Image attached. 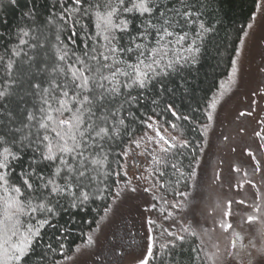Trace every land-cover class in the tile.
Instances as JSON below:
<instances>
[{
	"label": "snow or ice",
	"instance_id": "1",
	"mask_svg": "<svg viewBox=\"0 0 264 264\" xmlns=\"http://www.w3.org/2000/svg\"><path fill=\"white\" fill-rule=\"evenodd\" d=\"M178 2L181 7L187 6L186 0H178ZM61 8L62 12L58 19L63 24L57 25L56 43L51 44V54L46 56L42 69L47 73L48 79L44 83L37 81L31 85L35 89L33 95L38 97V103L25 111L21 127L14 130L21 133L20 140L17 141L13 137L11 141L13 144L19 143L21 151L25 147L36 145L33 151L39 153L40 162H47L53 169L51 174L46 177L38 173L32 168V165L37 164L38 161L33 159L29 165L32 170L25 171L22 168L19 180L15 184L10 183L9 173L6 170L12 166L13 161L19 162L21 157L7 146L9 144L7 137L0 134V149H2L0 150V192L3 193L0 195V264H22L33 240L40 235L41 228L49 222L45 216L43 219H37L35 224L30 222L25 224L21 221L22 216H28L29 220H32L35 219L33 214L36 213L55 214L54 208L49 206L52 197L71 198L72 207L85 204L93 194L97 199L104 198V193L108 189L107 186L101 187L104 182L100 177L107 178L110 173L105 170L108 156L103 152L104 144L100 141L117 139L121 136L125 122L122 118L117 120L116 117L124 104H119L115 110L111 108L112 101L123 95L121 90L144 89L156 77L175 71L178 65L183 67L189 63H195L197 53L200 51L195 39L185 47L188 32L178 34L174 31L180 26L179 21L174 19L177 16L183 18L189 27L192 26L191 12H181L180 7L160 10L159 16L155 17V23L152 19L158 6L154 4V0H105L104 3L98 0L95 2L94 0H68V3H61ZM168 12L173 15L169 16ZM129 13L147 17L146 20L141 21V25L138 26L139 31L135 35L129 32V20L120 18ZM83 16L93 20L95 35H89L87 26L83 27L85 38L92 43L85 44L82 53L77 54V50L70 48L69 45L77 43L75 38L79 36V33L76 29L81 27ZM54 23V19L48 20L49 25ZM69 29H71L70 38L65 42L61 39L60 33L68 32ZM208 31L209 29L201 23L196 37L202 41L203 34ZM117 33L124 35H117ZM150 33L155 34V46L146 43ZM125 35H127V44L123 43ZM25 37H29L28 31L22 32L19 45L28 43ZM33 39L36 38L33 37ZM47 39L45 37V40ZM36 47L45 48L46 44L40 42L33 45V48ZM20 54L15 49L12 52L14 57H19ZM124 54H134L135 61L132 63L125 61L122 59ZM240 54L237 50L236 56ZM32 59L33 57H28V61ZM0 62H3V71L7 76V86L0 89V100H4L11 94L10 88L16 83L13 73L17 69L12 59L4 61V57H0ZM237 74L238 62L232 59L227 83H235ZM121 77L124 79L121 80ZM220 88L222 96L223 91L226 90L225 83H221ZM135 100L136 97L129 94L125 98V103L131 105ZM218 100L219 97L214 95L207 104L209 121L213 119L212 113L217 107ZM167 111L171 112L173 117L181 118L171 105L168 106ZM97 113H100L99 116ZM109 117H112L111 126H108ZM182 118L189 119L187 116ZM147 119L150 123H147L146 127L154 131L155 137L148 136L147 133L145 136L149 143L155 141V147L160 153V155H153V172L164 177L167 175L164 169L170 164L174 169L176 183L179 185L184 172L177 164L170 163L168 156L177 146L187 148L188 143L185 140L178 141L176 137L167 138L160 130L159 119H153L151 116ZM172 127L175 128L176 125L173 124ZM24 129H28L27 135L23 134ZM11 131L13 129H9V132ZM256 135L264 140L261 133L257 132ZM135 143L137 147H140V141ZM97 148L100 151H96ZM124 155H127V150L124 151ZM247 155L255 161L256 173L264 171L251 151H248ZM232 170L239 173L240 168ZM37 180L38 184L35 183ZM243 183H250L253 188H256V184L247 179V173ZM243 183L238 186L243 187ZM159 186L165 187L164 184ZM25 191L40 192V197L25 201L23 198ZM176 192L185 201L188 200V193L179 192L178 188ZM33 200L36 202L33 203ZM234 203L245 205L246 208L251 209V212L237 213L233 209ZM177 206L172 205L174 208ZM216 212L219 216H213ZM209 215L213 216L212 223L217 225L222 233L228 234L225 239H229L231 248H235L236 242L241 239V234L235 228L237 223L243 226L244 223L260 222L262 227L259 232L261 236H264V193L258 191L251 204L244 199L236 201L228 199L224 202L218 200ZM238 215L239 220L236 219ZM148 223L153 222L150 220ZM183 231L201 239L204 243L205 238L212 239L214 229L204 228L199 233L189 228H184ZM168 235L171 236L172 233L169 232ZM185 239L186 237L182 235L175 236L177 241L183 242ZM147 240V251L136 261V264H150L151 259L156 256L151 234L148 235ZM88 243H92L91 237L88 238ZM169 243L172 248L176 247L174 243ZM212 247L217 249V252L211 255L205 254L209 260L214 261L219 245L214 243ZM161 249L167 250V247L161 245ZM192 251L195 252L196 249ZM257 254L264 257V247L257 249Z\"/></svg>",
	"mask_w": 264,
	"mask_h": 264
},
{
	"label": "trees",
	"instance_id": "2",
	"mask_svg": "<svg viewBox=\"0 0 264 264\" xmlns=\"http://www.w3.org/2000/svg\"><path fill=\"white\" fill-rule=\"evenodd\" d=\"M62 2L68 3V0H16L0 12V57H4V61L14 60L17 69L13 73L16 83L10 88L11 94L4 100H0V134L7 137L9 141L7 146L21 157L19 162L13 161L12 166L6 170L9 173V182L13 184L19 180L22 168L25 171L32 170L29 165L33 159L38 161L37 164L32 165L38 173L47 177L53 171L47 162H40L39 153L33 151L36 145L25 147L21 151L19 143L13 144L11 141L13 137L17 141L20 140L21 133L14 130L21 127L25 111L38 103V97L33 95L35 89L31 85L37 81L44 83L48 79L47 73L42 69L46 56L51 54V44L56 43L57 25L63 24L58 19L62 12ZM98 2L104 3L105 0H98ZM257 3L258 0H186L187 6L181 7L178 0H154L158 9L154 12L153 23L156 22L155 17L159 16L160 10L180 7L181 12H191L192 26L189 27L183 18L177 16L174 19L179 21L180 26L174 31L178 34L188 32L185 47L194 39L196 40L200 48L197 61L183 67L178 65L175 71L156 77L144 89L121 90L123 95L116 97L111 103L113 110L118 108L119 104H124L116 117L117 120L122 118L125 122L121 136L117 139L100 141L104 144L103 152L108 156L105 170L110 173L107 178L100 177L104 182L101 187L107 186L108 191L104 193L103 199H97L93 194L85 204L78 207L71 206V198L52 197L49 206L54 208L55 214L36 213L33 214L35 219L32 220H29L28 216H22L21 221L25 224L29 222L35 224L37 219H43L45 216L49 221L41 228L40 235L33 240L22 264H56L70 256L84 241L86 235L96 228L99 220L108 210L117 186L123 181L124 151L127 150L128 153L132 143L135 146V141H139L146 133L149 134L152 131L146 127V124L150 123L147 119L149 116L159 119L160 130L167 132L171 138L176 137L178 141L185 140L188 143L187 148L177 146L168 156L170 163L177 164L184 172L179 185L176 183L174 169L170 164L164 169L166 176L160 177L154 172L155 182L162 197L176 201L181 197L177 195V188L179 192L189 191L194 168L202 151L201 127L207 120V104L230 70L231 60L254 16ZM167 14L173 15L171 12ZM120 18L129 20V32L133 35L139 31L138 26L141 25V21L147 19V17L131 13L124 14ZM49 19H54L55 23L49 25ZM201 23L209 29L203 34L202 41L196 37ZM84 26H87L89 35H95L93 20L83 16L81 27L76 29L79 33V36L75 38L77 43L69 45L70 48L77 50V54L82 53L85 44L92 43L85 38ZM23 31L29 32V37H25L28 43L19 45ZM70 31L71 29L60 33L63 41H69ZM117 35L124 34L117 33ZM45 37L48 39L45 40ZM40 42H44L46 47L33 48V45ZM123 43L127 44V35ZM146 43L155 46L154 33L149 34ZM14 49L21 53L19 57L12 55ZM29 56L33 57L31 61H28ZM130 56L131 59H129ZM122 59L132 63L135 61V55L124 54ZM48 63L50 64V61ZM6 80L3 62H0V89L7 86ZM129 94L136 97L131 105L125 103V98ZM169 105L178 113L180 119L173 117L171 112L167 111ZM99 114L97 113L98 116ZM184 116L189 119H183ZM111 121L112 117H109L108 126H111ZM173 124L176 125L175 128L172 127ZM9 129L13 131L9 132ZM23 134L27 135L28 129H24ZM32 138H35L34 132ZM96 151L100 149L97 148ZM35 183L38 184L39 181ZM160 184H164L165 187H160ZM0 195L3 193L0 192ZM33 197H40V192L25 191L23 198L27 201ZM35 202L33 200V203ZM185 237L183 242L174 243L175 248H172L170 244L166 246L167 250H158L150 264H207L198 239L190 235Z\"/></svg>",
	"mask_w": 264,
	"mask_h": 264
},
{
	"label": "rangeland",
	"instance_id": "3",
	"mask_svg": "<svg viewBox=\"0 0 264 264\" xmlns=\"http://www.w3.org/2000/svg\"><path fill=\"white\" fill-rule=\"evenodd\" d=\"M15 1L0 0V12ZM249 25L237 48L241 54L236 56L235 53L233 57L238 62L235 83L228 84L227 76L222 80L226 90L221 96L220 83L214 94L219 100L212 113L213 119L207 118L201 127L202 151L187 192L188 200L182 196L176 201L162 197L152 165L153 155H158L159 151L155 141L149 143L143 136L144 139L139 140L140 147L132 143L124 155L123 181L117 186L96 228L70 256L56 264H136L147 251L149 234L153 237L156 253L161 245L175 243L176 235H188L184 228L197 233L204 228L214 229L211 240L205 238L202 243L196 237L207 264H264V257L257 254V249L264 247L260 222L243 226L237 223L235 228L241 239L231 248L230 240L225 239L228 234L212 223L213 216L219 213L209 215L218 200L244 199L251 204L258 191L264 193V171L256 173L255 161L247 155L251 151L264 168V147H261L264 140L256 135L259 132L264 136V0H258ZM161 132L171 138L167 132ZM147 135L155 137L154 131ZM233 168H240L239 173ZM245 173L256 188L243 183ZM242 183L243 187H239ZM174 204L178 206L172 207ZM233 209L240 214L251 212L250 208L236 203ZM236 219L239 220V215ZM150 220L153 223L149 224ZM214 243L219 245V251L213 261L205 253L217 252L212 247Z\"/></svg>",
	"mask_w": 264,
	"mask_h": 264
}]
</instances>
